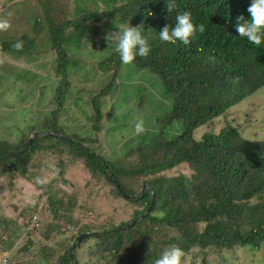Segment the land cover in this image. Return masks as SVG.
Segmentation results:
<instances>
[{"label":"trees","instance_id":"16d2710c","mask_svg":"<svg viewBox=\"0 0 264 264\" xmlns=\"http://www.w3.org/2000/svg\"><path fill=\"white\" fill-rule=\"evenodd\" d=\"M19 1L38 5L40 13L30 35L24 33L14 42H21L22 50L0 43V59L35 70L42 61L39 73L44 70L43 75L59 79L53 101L56 108L29 131L19 128L17 136L12 132L0 139V170L7 169L0 177L10 176L8 187L21 177L39 188L26 211L31 215L21 216L32 219L39 215L41 202H46L54 221H67L76 227L72 210L82 205H75V198L62 194L55 185L38 182L29 169L35 155L58 154V174L63 177L73 167L63 159L68 155L72 161H83L92 179L106 182L115 199L128 205L126 218L111 219L108 228L80 242L74 251L77 264H81L77 251L91 239L98 241L91 253L98 260L89 264H155L161 253L172 247L183 252L182 258L194 253L191 264H198L197 258H201L199 264H209L210 255H223L236 248L263 250L264 141L247 139L241 125L228 119L230 110L264 88V43L253 45L236 32L237 17L251 19L247 9L252 0H176L178 8L171 14L166 10L167 0H77L73 15L63 21L56 0H0V15L9 13L10 6ZM185 11L191 13L194 24H203L205 31L189 45L161 41L159 31L166 25L175 27V15ZM115 23L144 26L142 34L150 53L146 58L137 56L133 64L158 76L173 101L171 112L160 124L162 131L128 151L124 155L127 161H110L92 147L105 114L114 111L118 73L124 65L115 44L109 47L105 39L109 32L119 31ZM45 34L50 48L40 40ZM69 104L80 111L78 117L71 110L62 111ZM69 114L72 123L78 122L82 128L92 124L95 133L90 136L94 138L84 136L87 130L84 138L73 134L72 141L55 135H66L63 127L69 124ZM178 121L183 124L182 133L167 138L163 130ZM200 128L205 132L197 139L195 132ZM37 131L54 134L37 136L14 160ZM178 167L189 174L170 175ZM111 177L128 195L135 196L148 185L155 194L153 206L150 191L135 200L127 199ZM131 183L138 184L140 190L134 191ZM38 219L31 231L26 223L24 230L30 234L39 230ZM137 220L134 227L118 231ZM87 231L92 229L84 227L76 238ZM57 232L61 233V228ZM3 243L0 238V245ZM32 246L29 240L24 250ZM70 250L71 245L52 263L74 264ZM39 252L36 257L52 260L56 251L44 245ZM34 264H39L37 258Z\"/></svg>","mask_w":264,"mask_h":264},{"label":"rangeland","instance_id":"374dc122","mask_svg":"<svg viewBox=\"0 0 264 264\" xmlns=\"http://www.w3.org/2000/svg\"><path fill=\"white\" fill-rule=\"evenodd\" d=\"M87 1L92 2V0ZM27 2H15L10 6L9 13L0 15V20H7L11 25L7 30H0V43L15 45L14 42L22 34L30 35L32 32L35 26L34 19L39 15L40 8L38 5L33 7ZM80 2L83 3V0ZM55 3L62 21L69 20V15H73L72 8L75 9L77 6V0H56ZM46 38L47 34L42 35L40 40L45 43L44 46L50 48ZM8 54L13 56L11 53ZM3 59L4 57L0 59L2 61L0 64V139L12 132L17 136L19 128L24 132L29 131L34 123L40 121L45 115L48 116L56 108L53 101L59 81L51 75H43V73L46 74L44 70L43 73H39L41 60L35 70L15 65L12 60ZM94 61H98V56ZM96 72L93 70L92 74L95 75ZM97 75L98 73L95 76ZM116 88L114 111L105 114L101 131L95 136L96 142L92 147L94 151L103 153L104 157L110 161H127L124 155L128 151L148 142L152 135L162 131L160 124L171 112L173 101L166 93L158 76L147 69H139L133 63L122 66L118 73ZM74 105L69 104L62 111L71 110L78 117L80 111ZM70 114L69 124L63 127L66 134L64 137L71 139L75 133L79 138L89 137L94 131L92 124L84 128L78 122L73 124ZM139 119H143L146 131L137 135L135 124ZM228 119L241 125L242 133L247 139L264 141V88L230 110ZM182 130L183 124L178 121L163 132L165 131L167 138H174L181 134ZM204 132L205 129H198L195 137L200 139ZM58 159V154L49 156L48 153H39L33 157V166L29 169L38 177V182L43 185H55V189L62 194L67 193L72 199L75 198V205H82V208L76 207L72 210L75 213L73 222L76 227L72 228L67 221H54L47 210L46 202H41L37 211L41 220L40 229L31 234L28 233L24 228L31 212L26 213V211L35 201L39 188H35L21 177H16L13 187H8L10 176H1L0 238L4 243L0 245V264H5L4 259H7V264H34L36 258L39 264H53L52 262L62 256L68 246L72 247L76 241L74 239H77L79 231L84 227H90L92 229L90 232H100L102 228L109 227L111 219L114 218L117 221L127 217V215L124 216L127 203L116 200L106 182H97L92 179L86 173L87 169L83 161H72L68 155H65L64 161L69 162L68 164L73 167L69 169L70 172L66 170L65 175L60 177ZM180 173L189 174V171L178 167L170 175ZM130 187L134 191L139 189L136 183H131ZM22 213L27 214L28 217H22ZM7 223L10 226H7ZM58 228H61V233L57 232ZM47 236H49L48 241L45 240ZM29 240H32L33 246L26 251L24 249ZM97 243L96 239H91L77 251V259L81 264L97 262L98 257L91 254ZM44 245L55 249L52 260L36 257ZM193 254L181 257V264H191L195 260ZM74 256H76L75 253ZM196 261L198 264L201 263V258H197ZM209 264H264V248L259 252L236 248L234 251L224 252L223 255L212 254L209 256Z\"/></svg>","mask_w":264,"mask_h":264},{"label":"clouds","instance_id":"9594fccd","mask_svg":"<svg viewBox=\"0 0 264 264\" xmlns=\"http://www.w3.org/2000/svg\"><path fill=\"white\" fill-rule=\"evenodd\" d=\"M177 8L176 0H167L166 10L170 14ZM247 11L250 13L251 19L245 20L243 16L237 17L236 32L239 36L246 38L251 44L260 46L264 43V0H252ZM175 18V27L166 25L159 31L161 41L172 44L179 41L184 45H189L197 37L198 33L205 31L203 24L196 25L193 23L191 13L188 11L175 15ZM10 26L7 20H0V30H7ZM115 27L119 31L109 32L105 39L109 47L115 44V51L119 54L120 60L124 65L132 64L137 56L146 58L149 55L150 46L142 34L144 29L143 25L133 27L132 25L128 26L123 23H115ZM13 47L17 51H21L22 43L17 42ZM145 131L144 121L143 119H139L135 124V133L140 135ZM78 143L87 150H90L88 146L80 142ZM1 170L6 171L7 169ZM28 221H26L27 230L31 231L34 227L30 228ZM183 255V252L179 248L172 247L165 249L155 261V264H181V257Z\"/></svg>","mask_w":264,"mask_h":264},{"label":"water","instance_id":"95a60500","mask_svg":"<svg viewBox=\"0 0 264 264\" xmlns=\"http://www.w3.org/2000/svg\"><path fill=\"white\" fill-rule=\"evenodd\" d=\"M42 134H44V135H45V134H46V135H51V134H54V133H52V132H36V133H34V134L32 135V137L29 139V141H27V142L23 145V147L21 148V150H20V151L18 152V154L14 157V160L18 159V157H19L20 153L22 152V150L25 149L28 145H30V144L34 141V139H35L37 136L42 135ZM55 135H57V136H59V137H62V138H63L64 140H66V141H72L71 139H69V138H67V137L60 136V135H58V134H55ZM10 167H11V166H9L8 169H9ZM3 171H5V170H0V172H3ZM111 179H112V181L114 182V184L116 185V187L118 188L119 193H120L123 197H125V198H127V199H130V200H135L138 196H144V195L146 194L147 191H150L151 194H152L151 207L153 206V204H154V197H155V194H154V191H153L148 185H144L142 191H141L140 193H138L137 195L133 196V195H128V194L124 193V192L121 190V188H120L118 182L115 180V178L111 177ZM151 207H150V208L146 211V213L141 217L142 219H144V217L146 216V214L149 213ZM138 222H139V220H137V221H135V222H133V223H131V224H128V225H126V226L120 227V228L118 229V231H120V230L130 229V228L134 227ZM95 233H99V232H90V231H88V232L83 233L82 235H80V236L76 239L75 243L72 245L71 250H70V255H71V257H72V260H73V263H74V264H77V260H76L75 257H74V251H75V249L78 247V245L80 244V242H81L85 237H87V236H89V235H91V234H95Z\"/></svg>","mask_w":264,"mask_h":264},{"label":"built area","instance_id":"2783aa9c","mask_svg":"<svg viewBox=\"0 0 264 264\" xmlns=\"http://www.w3.org/2000/svg\"><path fill=\"white\" fill-rule=\"evenodd\" d=\"M38 216L35 215L32 219H30L28 221V224H29V227L30 228H33L34 226H37L38 225ZM4 263L6 264L7 263V259H4Z\"/></svg>","mask_w":264,"mask_h":264}]
</instances>
